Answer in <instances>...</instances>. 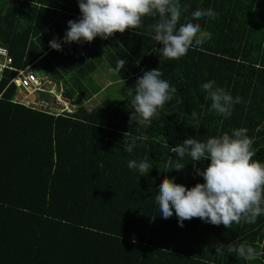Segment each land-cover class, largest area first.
<instances>
[{
	"label": "trees",
	"instance_id": "obj_1",
	"mask_svg": "<svg viewBox=\"0 0 264 264\" xmlns=\"http://www.w3.org/2000/svg\"><path fill=\"white\" fill-rule=\"evenodd\" d=\"M179 2L180 23L197 8L218 16L194 20L212 33L210 40L166 60L148 29L157 18L144 17L139 29L106 40L64 43L67 22L81 16L77 0H0V45L12 65L34 59L75 104L53 115L12 102L11 83L0 93V264H264V255L248 261L228 252L241 243L264 252V214L230 229L199 218L180 227L174 209L164 219L155 200L165 177L187 188L204 182L195 169L208 160L186 156L182 170L164 172L170 157L180 160L171 148L186 138L203 142L246 128L253 160L264 163V0ZM51 35L60 51L49 47ZM116 59L126 61L119 74L110 70ZM157 68L177 92L149 127L129 124V89ZM12 72L5 68L0 89ZM98 72L107 83L98 84ZM208 81L241 98L230 117L209 111L202 89ZM99 88L94 101L90 94ZM146 157L152 168L144 176L128 168L129 160ZM217 244L224 245L222 255Z\"/></svg>",
	"mask_w": 264,
	"mask_h": 264
},
{
	"label": "clouds",
	"instance_id": "obj_2",
	"mask_svg": "<svg viewBox=\"0 0 264 264\" xmlns=\"http://www.w3.org/2000/svg\"><path fill=\"white\" fill-rule=\"evenodd\" d=\"M77 4L81 16L79 20L67 22L68 30L63 38L64 43H91L96 37L106 40L116 33L123 34L126 30L139 29L142 18L153 17L157 18L156 22L150 24L148 29L152 40L162 45L159 48L160 58L166 60L179 59L185 56L190 48L200 47L210 40L212 33L202 30L200 24L194 20L215 19L218 16L212 9L197 8L191 13V18H185L184 22L180 23L182 6L179 0H77ZM188 7L189 5L185 4L183 10ZM49 47L60 51L62 45L53 39L49 42ZM27 64L31 65L33 70L34 66H37L34 59L22 66H15L10 62V68L2 67L0 78L4 75L5 68L12 69L13 74L14 67H24ZM125 64V60L116 59L115 67L110 70L119 74ZM35 73L49 80H59L50 78L44 70ZM162 76L163 72L159 68L145 71L136 80L135 87L129 89L128 95L132 97L130 103L133 109L130 112L129 124L149 127L152 118H158V110L173 98L177 90L166 79H162ZM9 83L13 85V92L14 83ZM60 83L62 85L61 81ZM202 89L207 93L206 99L211 100L209 111L225 118L231 116L234 104L242 102L239 96L233 98L224 88L216 87L215 81L202 84ZM35 91L38 94H46V91ZM61 95L70 97L65 96L62 90ZM191 115L194 119L197 118V113L192 112ZM129 134L125 132L124 137ZM136 139L133 137L127 144L125 150L128 153L133 151ZM139 139L147 140L148 136L143 135ZM253 143V139L247 135V129L239 128L233 129L231 135L224 132L203 142L189 137L172 147L171 152L180 160L173 162L170 157L164 165L167 171L159 168L161 171L182 170L185 163L181 161L186 156L190 157L192 162L208 160L209 163L203 170L195 169L204 182L191 188L175 183L167 177L161 181L155 196L161 216L164 219L170 218L174 209L180 227H183V221L193 218L216 226L223 224L228 229L234 223H255L257 217L264 214V163L253 160ZM165 144L168 146L166 142ZM128 168L136 169L144 176L152 165L146 157L140 161L129 160ZM223 248V244H217L215 252L222 255ZM228 252L248 261L264 255V252L246 243L229 245Z\"/></svg>",
	"mask_w": 264,
	"mask_h": 264
},
{
	"label": "built area",
	"instance_id": "obj_3",
	"mask_svg": "<svg viewBox=\"0 0 264 264\" xmlns=\"http://www.w3.org/2000/svg\"><path fill=\"white\" fill-rule=\"evenodd\" d=\"M11 57L5 47L0 45V76L2 67H11ZM15 72L7 78L0 92L12 81L14 91L11 100L21 102L30 108L49 112L52 114H67L75 104L70 97L61 95L62 85L59 80H49L42 75L36 74L31 65L14 67ZM35 90L46 91V94H38Z\"/></svg>",
	"mask_w": 264,
	"mask_h": 264
},
{
	"label": "rangeland",
	"instance_id": "obj_4",
	"mask_svg": "<svg viewBox=\"0 0 264 264\" xmlns=\"http://www.w3.org/2000/svg\"><path fill=\"white\" fill-rule=\"evenodd\" d=\"M53 39L56 40V39H57V36H56V35H51V36H50V40L52 41ZM93 75L95 76V78H96L98 84H102V85H103V84L107 83V79H106V78L104 77V75H102L100 72H98V73H93ZM83 84L87 87V83H86L85 81H83ZM101 91H102V90L99 88L98 90L92 92V93L90 94V98H92L94 101H96V100L98 99V96L100 95ZM90 98H86V99H83V100H82V104H83L86 108H88V107L90 106V104H91Z\"/></svg>",
	"mask_w": 264,
	"mask_h": 264
},
{
	"label": "water",
	"instance_id": "obj_5",
	"mask_svg": "<svg viewBox=\"0 0 264 264\" xmlns=\"http://www.w3.org/2000/svg\"><path fill=\"white\" fill-rule=\"evenodd\" d=\"M34 70H35V72H39V68L37 67V66H34ZM41 72V71H40Z\"/></svg>",
	"mask_w": 264,
	"mask_h": 264
}]
</instances>
